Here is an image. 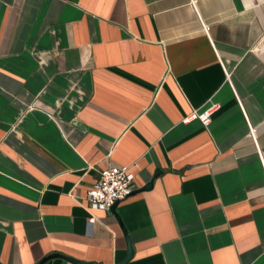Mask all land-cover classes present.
I'll list each match as a JSON object with an SVG mask.
<instances>
[{"label":"crops","instance_id":"crops-1","mask_svg":"<svg viewBox=\"0 0 264 264\" xmlns=\"http://www.w3.org/2000/svg\"><path fill=\"white\" fill-rule=\"evenodd\" d=\"M109 167L126 264H264V0H0V264H121Z\"/></svg>","mask_w":264,"mask_h":264},{"label":"built area","instance_id":"built-area-1","mask_svg":"<svg viewBox=\"0 0 264 264\" xmlns=\"http://www.w3.org/2000/svg\"><path fill=\"white\" fill-rule=\"evenodd\" d=\"M208 28H206L207 30ZM218 105L211 104L202 112H193L185 121L199 120L204 127L212 123V115ZM135 176L129 167H109L100 173L98 185L90 190L87 195V202L93 210L111 212V208L117 202L126 200L134 192ZM92 218L90 223H94Z\"/></svg>","mask_w":264,"mask_h":264},{"label":"water","instance_id":"water-1","mask_svg":"<svg viewBox=\"0 0 264 264\" xmlns=\"http://www.w3.org/2000/svg\"><path fill=\"white\" fill-rule=\"evenodd\" d=\"M159 173H160V172H157L156 175H159ZM152 186H153V183H150V184H148L144 189L139 190V191H148V190H150V189L152 188ZM139 191H137V192H139ZM137 192H132L131 195L136 194ZM119 204H120V202H117V203L111 208V213H112L114 216H116V218H117V220H118V222H119V224H120V226H121V228H122V230H123V232H124V235H125L126 241H127V245H128V253H127V256H126L125 260L121 263V264H126L128 261H130V260L132 259V257H133V253H134V250H133L132 242H131V240H130V238H129V236H128V233H127V231H126V229H125V227H124V225H123V223H122V221H121V219H120V217H119V215H118V213H117V208H118ZM51 257L54 258V257H62V256H59V255L55 254V255H53V256H51ZM63 257H64V256H63ZM64 259H66L67 261H70V262H72V263H74V264H94V263H87V262H82V261H79V260H75V259L70 258V257H64Z\"/></svg>","mask_w":264,"mask_h":264}]
</instances>
